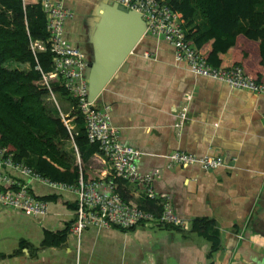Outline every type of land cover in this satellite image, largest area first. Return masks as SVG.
I'll use <instances>...</instances> for the list:
<instances>
[{
    "label": "crops",
    "instance_id": "1",
    "mask_svg": "<svg viewBox=\"0 0 264 264\" xmlns=\"http://www.w3.org/2000/svg\"><path fill=\"white\" fill-rule=\"evenodd\" d=\"M62 1L72 11L65 20V35L88 48L86 28L94 23L92 11L101 8L102 0ZM256 7L263 9L264 1ZM193 20L200 30L208 29L201 14ZM90 52H85L88 59ZM126 60L96 103L110 106L119 139L142 151L139 170L157 172L154 189L170 194L174 211L187 226H89L78 242L68 233L59 245H41L43 230L74 220L73 209L50 202L48 214L34 216L0 203V264H264V92L193 73L185 60L175 58L172 44L146 33ZM189 92L187 118L179 128L178 111ZM56 94L55 104L71 118L74 105ZM174 149L220 155L226 164L205 169L170 162L167 155ZM94 156L106 162L100 167L104 173L107 160L101 153ZM30 185L39 194L52 192L38 180ZM142 186L122 184L131 201L144 205ZM66 195L75 201L74 193ZM197 217L214 219L217 249H211L207 236L191 229Z\"/></svg>",
    "mask_w": 264,
    "mask_h": 264
},
{
    "label": "built area",
    "instance_id": "2",
    "mask_svg": "<svg viewBox=\"0 0 264 264\" xmlns=\"http://www.w3.org/2000/svg\"><path fill=\"white\" fill-rule=\"evenodd\" d=\"M126 8L140 12L145 22L144 34L161 37L172 44L174 56L185 60L191 72L222 80L229 85L245 88L255 92H264V81L257 80L247 74L239 64L232 66L214 65L205 54L196 49L194 43L187 37L184 19L180 11L173 9L167 0H113ZM46 14V40H31L33 52L45 49L51 51V70L40 69V84L48 90L50 97L56 100L53 91V79L62 84L68 94L76 100V108L83 115L88 140L98 142L99 150L108 162L104 170L106 177L84 180L80 175L75 182L55 180L42 175L23 160H15L13 154L0 143V203L34 216L49 213L50 202L37 193L30 185L31 180H38L48 186L52 192L67 197V192L75 194L77 206L73 209L75 222L70 226L69 234L78 242L82 231L94 226L97 228L117 227L132 229L138 225H176L187 226L185 218L179 216L173 209L171 196L168 192L156 191L153 179L157 172H141L138 159L142 151L121 141L118 130L112 123L110 106H98L96 99H89L87 78L84 69L88 63L85 51L65 35V20L72 15L62 0H40ZM46 43L48 45H46ZM185 103L178 111L179 128L187 118L188 103L192 94L184 95ZM61 118L67 126L72 145L80 161L77 147L73 143L72 118L60 111ZM170 162L180 164H199L202 168L212 169L226 162L220 155L194 154L181 149H174L167 155ZM120 177L128 183H140L148 198L157 201L159 211L145 208L143 205L128 202L122 198L116 189L115 178ZM52 203V202H51Z\"/></svg>",
    "mask_w": 264,
    "mask_h": 264
},
{
    "label": "trees",
    "instance_id": "3",
    "mask_svg": "<svg viewBox=\"0 0 264 264\" xmlns=\"http://www.w3.org/2000/svg\"><path fill=\"white\" fill-rule=\"evenodd\" d=\"M263 1L167 0L173 9L181 12L187 37L209 62L222 66L239 64L247 74L261 81H264V8L259 10L256 6ZM197 13L206 18L208 29L200 30L195 26L193 18ZM47 37L46 14L40 0H0V143L12 152L15 160H23L55 180L73 183L80 175L84 180L106 177L100 170L106 167V162L94 156L101 153L98 142L88 140L83 115L78 110L72 112L75 116L71 121L76 132L72 139L80 161L72 160L60 146V141L71 139L70 133L61 118L60 107L53 101L57 111L51 112L46 105L43 97L49 103L52 99L40 84L41 72L35 67L39 65L42 71L50 72L51 51L47 46L33 52L30 46L31 40L45 41ZM86 47L81 48L86 52L89 49ZM8 60L24 68L6 66ZM53 91L69 95L59 82L53 84ZM69 98L75 106L76 100L70 95ZM115 182L122 198L132 202L122 188L126 181L116 177ZM40 195L51 202L66 203L72 209L77 206L76 200L70 201L56 192ZM143 206L160 210L157 201L147 196ZM74 222L67 221L54 229L45 228L40 244L59 245ZM214 223V219L197 217L190 226L207 236L212 250L217 249L220 242Z\"/></svg>",
    "mask_w": 264,
    "mask_h": 264
},
{
    "label": "water",
    "instance_id": "4",
    "mask_svg": "<svg viewBox=\"0 0 264 264\" xmlns=\"http://www.w3.org/2000/svg\"><path fill=\"white\" fill-rule=\"evenodd\" d=\"M102 2L101 8L95 9L94 23L86 28V42L92 51L84 69L89 99H97L113 73L125 66L126 57L145 31L140 12L113 0Z\"/></svg>",
    "mask_w": 264,
    "mask_h": 264
},
{
    "label": "rangeland",
    "instance_id": "5",
    "mask_svg": "<svg viewBox=\"0 0 264 264\" xmlns=\"http://www.w3.org/2000/svg\"><path fill=\"white\" fill-rule=\"evenodd\" d=\"M92 18H90L91 20L93 19V17H95V15H96V12H95V9L92 11ZM97 16V15H96ZM5 65L6 66H10V67H13V66H20V67H22V68H24V66L22 65V64H20V63H16V62H14V61H11V60H8V61H6L5 62ZM55 80V79H54ZM53 82V81H52ZM57 96H58V94H55V98H56V100L58 99L57 98ZM59 97V96H58ZM43 99H44V101L46 102V105L47 106H49V110L51 111V112H54L53 111V109L54 110H56L57 111V108L55 107V105H53V104H55V103H53V101L55 102V100H53L52 98V102L50 101V103L49 102H47L46 101V99L43 97ZM63 99H65V100H67V101H71L70 100V98H69V95H66V96H64L63 97ZM59 101L61 102V100H60V98H59ZM53 103V104H52ZM62 103V102H61ZM77 110V108H76V106H73L71 109H70V114L72 113V112H75ZM60 146H61V148H62V150L64 151V152H66V154H67V156H69L72 160H75V162H77V153L75 152V149H74V147L72 146V140L71 139H69V140H64V141H60Z\"/></svg>",
    "mask_w": 264,
    "mask_h": 264
},
{
    "label": "flooded vegetation",
    "instance_id": "6",
    "mask_svg": "<svg viewBox=\"0 0 264 264\" xmlns=\"http://www.w3.org/2000/svg\"><path fill=\"white\" fill-rule=\"evenodd\" d=\"M85 23V22H84ZM82 41H84V40H82Z\"/></svg>",
    "mask_w": 264,
    "mask_h": 264
}]
</instances>
